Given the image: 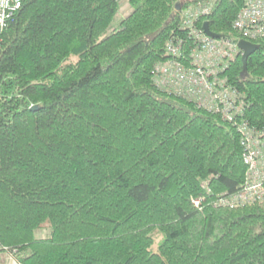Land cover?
Listing matches in <instances>:
<instances>
[{"label":"trees","instance_id":"16d2710c","mask_svg":"<svg viewBox=\"0 0 264 264\" xmlns=\"http://www.w3.org/2000/svg\"><path fill=\"white\" fill-rule=\"evenodd\" d=\"M121 1L24 0L0 31V245L21 264H264V199L215 202L245 181L239 125L264 132V37L219 72L235 122L154 73L170 40L189 60L188 7L238 42L245 0H128L110 31Z\"/></svg>","mask_w":264,"mask_h":264},{"label":"built area","instance_id":"2783aa9c","mask_svg":"<svg viewBox=\"0 0 264 264\" xmlns=\"http://www.w3.org/2000/svg\"><path fill=\"white\" fill-rule=\"evenodd\" d=\"M23 2L24 0H0V31L7 27ZM212 9V3L186 9L188 20L184 23V28L194 35L195 59L188 63L179 47L171 42L168 50L173 58L156 66L155 79L159 87L186 96L199 106L215 109L221 114V110L229 108L227 120L235 122L237 117L243 115V104L235 105L233 99L237 92L227 86L219 72L224 71L229 62L236 58L239 52L237 44L228 38L213 39L195 23L198 18L209 15ZM234 27L246 40L264 37V0H245ZM239 132L244 147V163L247 166L245 181L237 193L223 194L215 199L217 204L230 208L244 207L264 199V132L250 128L246 122L239 125ZM202 187L210 194L206 181L202 183ZM204 201L205 198L199 197L193 203L202 208ZM0 249H4L9 259L17 262V250L10 251L1 245Z\"/></svg>","mask_w":264,"mask_h":264},{"label":"bare ground","instance_id":"6f19581e","mask_svg":"<svg viewBox=\"0 0 264 264\" xmlns=\"http://www.w3.org/2000/svg\"><path fill=\"white\" fill-rule=\"evenodd\" d=\"M195 6H197V5H195ZM199 6H200V4H199ZM22 8V7H21ZM242 9V8H241ZM241 11V10H240ZM239 11V12H240ZM239 12H238V14H239ZM237 14V15H238ZM184 17H185V22L188 20V17H187V15H186V10H185V12H184ZM237 17V16H236ZM236 19V18H235ZM234 22H235V20H234ZM234 22H233V28L235 29V27H234ZM203 28H204V25H203ZM238 31V30H237ZM190 32V31H189ZM203 32L205 33V31H204V29H203ZM239 32V31H238ZM241 35H242V33L241 32H239ZM190 34H191V36L193 37V43H194V35L190 32ZM243 36V35H242ZM244 37V36H243ZM173 43V44H175V45H177L178 47H179V49H180V52L187 58V56H186V52H185V42L183 41V40H180V41H174V40H170L169 41V43ZM169 43L167 44V51H168V54L169 55H171L170 53H169V50H168V45H169ZM195 53H196V47H195V45H194V47L192 48V50H191V53H190V56H189V60L187 59V61H188V63H192L193 61H194V59H195ZM172 56V55H171ZM172 58H173V56H172ZM160 63H162V62H160ZM159 63V64H160ZM158 65V64H157ZM156 65V66H157ZM154 73H155V77H157V74H156V67H155V69H154ZM235 90V89H234ZM236 92H237V90H235ZM238 92H237V95L234 97V99H233V101L235 102V105H238L239 103H240V101L238 100ZM230 109L229 108H227V109H223V110H221V112H223L221 115L224 117V118H226L227 119V113H228V111H229ZM254 129V128H253ZM241 134V133H240ZM241 143H242V140H241ZM243 149H244V147H243ZM223 195V194H222ZM219 196H221V195H219ZM216 202V201H215ZM217 205H219V204H217ZM219 206H221V207H227V208H230V207H228V206H223V205H219Z\"/></svg>","mask_w":264,"mask_h":264},{"label":"rangeland","instance_id":"374dc122","mask_svg":"<svg viewBox=\"0 0 264 264\" xmlns=\"http://www.w3.org/2000/svg\"><path fill=\"white\" fill-rule=\"evenodd\" d=\"M120 4H121L120 10L115 17V20L111 26L110 31L115 29V28H118L120 26L121 20L123 18H125L129 14V12L131 11V6H130L128 0H122ZM38 235L42 236V237L47 235V229L43 228L41 231H39ZM154 235H155V238H158L157 241H159L161 239V235L159 233L156 232ZM18 261L19 260H17V262H16V260L13 261V260L9 259V256L7 257V253L4 252V260H3V262H0V264H19L20 261L19 262Z\"/></svg>","mask_w":264,"mask_h":264},{"label":"water","instance_id":"95a60500","mask_svg":"<svg viewBox=\"0 0 264 264\" xmlns=\"http://www.w3.org/2000/svg\"><path fill=\"white\" fill-rule=\"evenodd\" d=\"M204 31L210 37L219 38V35H217L210 29V25L208 21L204 23ZM238 47L243 51L242 61L244 64V70H246L248 58L250 55H252L256 51L257 45L246 39H241L238 41ZM37 108H38L37 105H34L31 107L32 110H36Z\"/></svg>","mask_w":264,"mask_h":264},{"label":"crops","instance_id":"0c3cea01","mask_svg":"<svg viewBox=\"0 0 264 264\" xmlns=\"http://www.w3.org/2000/svg\"><path fill=\"white\" fill-rule=\"evenodd\" d=\"M130 13V12H129Z\"/></svg>","mask_w":264,"mask_h":264}]
</instances>
